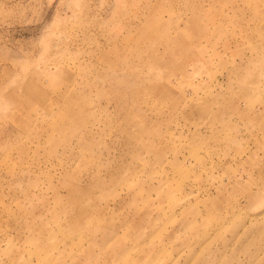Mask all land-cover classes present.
Listing matches in <instances>:
<instances>
[{
    "label": "rangeland",
    "instance_id": "374dc122",
    "mask_svg": "<svg viewBox=\"0 0 264 264\" xmlns=\"http://www.w3.org/2000/svg\"><path fill=\"white\" fill-rule=\"evenodd\" d=\"M0 264H264V0H0Z\"/></svg>",
    "mask_w": 264,
    "mask_h": 264
}]
</instances>
